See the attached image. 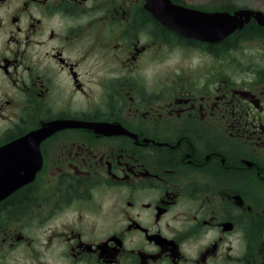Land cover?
I'll list each match as a JSON object with an SVG mask.
<instances>
[{"label":"flooded vegetation","instance_id":"obj_1","mask_svg":"<svg viewBox=\"0 0 264 264\" xmlns=\"http://www.w3.org/2000/svg\"><path fill=\"white\" fill-rule=\"evenodd\" d=\"M145 5L0 0V264H264V20Z\"/></svg>","mask_w":264,"mask_h":264},{"label":"water","instance_id":"obj_2","mask_svg":"<svg viewBox=\"0 0 264 264\" xmlns=\"http://www.w3.org/2000/svg\"><path fill=\"white\" fill-rule=\"evenodd\" d=\"M145 6L166 27L181 35L208 42L229 35L251 16L259 22L264 20L263 12L253 9H239L232 14L226 11L207 12L179 6L171 0H146Z\"/></svg>","mask_w":264,"mask_h":264},{"label":"rangeland","instance_id":"obj_3","mask_svg":"<svg viewBox=\"0 0 264 264\" xmlns=\"http://www.w3.org/2000/svg\"><path fill=\"white\" fill-rule=\"evenodd\" d=\"M187 4H190L191 6H201L203 9H218L219 8V1H226V0H186ZM232 4L241 5V6H248L251 8H255L257 10H264V0H228ZM228 3V4H231ZM169 58V57H167Z\"/></svg>","mask_w":264,"mask_h":264}]
</instances>
